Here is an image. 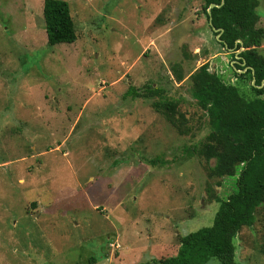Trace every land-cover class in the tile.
Listing matches in <instances>:
<instances>
[{"label": "rangeland", "instance_id": "374dc122", "mask_svg": "<svg viewBox=\"0 0 264 264\" xmlns=\"http://www.w3.org/2000/svg\"><path fill=\"white\" fill-rule=\"evenodd\" d=\"M43 1L0 0V264H158L235 191L188 154L210 129L188 77L207 63L247 98L249 83L203 0H63L77 40L54 47ZM160 100L177 102L185 134ZM234 244L236 264H264V206Z\"/></svg>", "mask_w": 264, "mask_h": 264}, {"label": "trees", "instance_id": "16d2710c", "mask_svg": "<svg viewBox=\"0 0 264 264\" xmlns=\"http://www.w3.org/2000/svg\"><path fill=\"white\" fill-rule=\"evenodd\" d=\"M203 3L208 22L211 18L210 28L218 30L214 32L219 34L216 41L226 53H232L234 65L230 66L235 79L246 80L253 96L247 98L237 86L224 83L215 72L208 71L207 63L188 77L192 98L207 117L210 128L203 143L188 149V154L207 163L214 161L208 166L210 177H236L235 191L224 201L216 199L219 207L210 227L182 236L176 254L158 259V264H205L211 258L220 264H236L234 240L242 228L254 224L257 209L264 206V55L259 52L264 28L257 27L259 1L203 0ZM210 5L215 6L208 14ZM42 18L47 46L77 40L66 1L44 0ZM237 51L240 52L235 55ZM174 72L181 82L179 68ZM158 93V89L149 87L143 94L133 96L148 98ZM153 105L163 110L179 134L187 132L177 126L182 123L175 117L176 101L160 100ZM180 118L185 121L182 114Z\"/></svg>", "mask_w": 264, "mask_h": 264}, {"label": "water", "instance_id": "95a60500", "mask_svg": "<svg viewBox=\"0 0 264 264\" xmlns=\"http://www.w3.org/2000/svg\"><path fill=\"white\" fill-rule=\"evenodd\" d=\"M215 5H210L209 9L207 10V13L210 14V9L213 8ZM209 23H210V26H211V18H209ZM212 28V27H211ZM212 30L214 32H218V30L212 28ZM219 37V34L217 35ZM240 52V51H239ZM244 65V63H242ZM252 84H253V81H252Z\"/></svg>", "mask_w": 264, "mask_h": 264}]
</instances>
